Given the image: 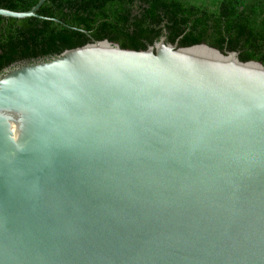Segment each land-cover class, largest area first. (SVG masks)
<instances>
[{"label":"water","instance_id":"95a60500","mask_svg":"<svg viewBox=\"0 0 264 264\" xmlns=\"http://www.w3.org/2000/svg\"><path fill=\"white\" fill-rule=\"evenodd\" d=\"M0 264H264V63L162 35L5 68Z\"/></svg>","mask_w":264,"mask_h":264},{"label":"trees","instance_id":"16d2710c","mask_svg":"<svg viewBox=\"0 0 264 264\" xmlns=\"http://www.w3.org/2000/svg\"><path fill=\"white\" fill-rule=\"evenodd\" d=\"M38 1L0 0V7L27 11ZM37 14L60 21L0 16V74L16 62L94 39L138 50L162 35L181 46L205 42L264 63V0H46Z\"/></svg>","mask_w":264,"mask_h":264}]
</instances>
